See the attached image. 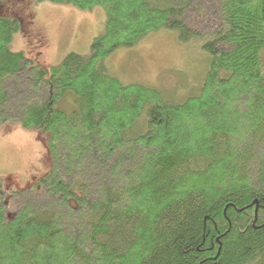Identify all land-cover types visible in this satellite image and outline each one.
Instances as JSON below:
<instances>
[{
	"label": "trees",
	"instance_id": "1",
	"mask_svg": "<svg viewBox=\"0 0 264 264\" xmlns=\"http://www.w3.org/2000/svg\"><path fill=\"white\" fill-rule=\"evenodd\" d=\"M36 1L106 24L48 70L0 15V124L47 133L53 158L40 188L0 198V264H264V0ZM161 28L204 54L182 101L103 65Z\"/></svg>",
	"mask_w": 264,
	"mask_h": 264
},
{
	"label": "rangeland",
	"instance_id": "2",
	"mask_svg": "<svg viewBox=\"0 0 264 264\" xmlns=\"http://www.w3.org/2000/svg\"><path fill=\"white\" fill-rule=\"evenodd\" d=\"M0 15L19 20L12 50L24 52L48 70L69 53L90 55L94 39L106 24V12L101 6L80 10L48 1L0 0ZM103 65L124 83L161 89L171 99L182 101L195 92L205 71V58L198 43L182 42L175 31L161 28L133 47L118 48ZM28 92L27 86L19 85L12 102H18ZM72 99L66 95L58 107L72 109ZM48 139L42 130L24 128L17 121L0 124V198L6 205L10 204L12 191L38 186L40 178L52 169ZM13 211L8 210L9 215Z\"/></svg>",
	"mask_w": 264,
	"mask_h": 264
}]
</instances>
